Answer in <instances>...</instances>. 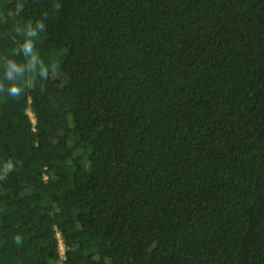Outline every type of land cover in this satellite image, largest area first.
<instances>
[{
  "label": "trees",
  "instance_id": "16d2710c",
  "mask_svg": "<svg viewBox=\"0 0 264 264\" xmlns=\"http://www.w3.org/2000/svg\"><path fill=\"white\" fill-rule=\"evenodd\" d=\"M0 264H264V0H0Z\"/></svg>",
  "mask_w": 264,
  "mask_h": 264
},
{
  "label": "built area",
  "instance_id": "2783aa9c",
  "mask_svg": "<svg viewBox=\"0 0 264 264\" xmlns=\"http://www.w3.org/2000/svg\"><path fill=\"white\" fill-rule=\"evenodd\" d=\"M58 239H59V242H60V254H61V258H64V254H65V251H64V245H63V242H62V238H61V235L58 233Z\"/></svg>",
  "mask_w": 264,
  "mask_h": 264
},
{
  "label": "clouds",
  "instance_id": "9594fccd",
  "mask_svg": "<svg viewBox=\"0 0 264 264\" xmlns=\"http://www.w3.org/2000/svg\"><path fill=\"white\" fill-rule=\"evenodd\" d=\"M11 91H13L14 93H17L18 94L19 89L14 87Z\"/></svg>",
  "mask_w": 264,
  "mask_h": 264
}]
</instances>
